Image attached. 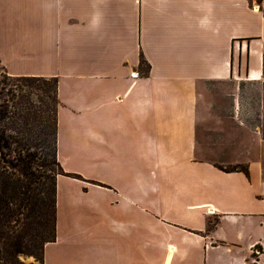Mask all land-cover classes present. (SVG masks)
Segmentation results:
<instances>
[{
    "label": "crops",
    "instance_id": "crops-1",
    "mask_svg": "<svg viewBox=\"0 0 264 264\" xmlns=\"http://www.w3.org/2000/svg\"><path fill=\"white\" fill-rule=\"evenodd\" d=\"M2 72L57 80L70 176L43 264H252L264 250V154L226 157L249 134L264 149L263 123H221L207 90L264 85V0H0Z\"/></svg>",
    "mask_w": 264,
    "mask_h": 264
},
{
    "label": "trees",
    "instance_id": "trees-1",
    "mask_svg": "<svg viewBox=\"0 0 264 264\" xmlns=\"http://www.w3.org/2000/svg\"><path fill=\"white\" fill-rule=\"evenodd\" d=\"M140 73L150 65L142 58ZM57 80L0 74V261L20 255L43 264L46 244L56 240ZM248 173L247 167L225 169ZM208 230L214 227L208 221Z\"/></svg>",
    "mask_w": 264,
    "mask_h": 264
},
{
    "label": "rangeland",
    "instance_id": "rangeland-1",
    "mask_svg": "<svg viewBox=\"0 0 264 264\" xmlns=\"http://www.w3.org/2000/svg\"><path fill=\"white\" fill-rule=\"evenodd\" d=\"M207 90L210 94V100L214 103V113H216L218 117L225 116L227 119V121H222L221 123L232 126L233 128L243 123L246 124L250 130H253L252 128L262 121V126L264 127V104L263 108L261 107L262 103H264V85L246 81L240 83L232 82L209 85L207 86ZM234 94H236L237 97H235ZM233 103L235 104L234 107ZM258 113H260L262 117L259 116ZM201 124L202 126H209V118H206V123L201 122ZM204 132L201 134L203 138L205 137L206 144H208V142L213 144L214 139L210 136L211 134L208 130H204ZM248 136V144H244L243 147L241 146L242 148L240 145L234 147L232 152L228 153L226 157L235 158L237 155L241 154L244 155V157L248 156V159L252 160L256 159L257 156H262L264 154V149L254 144L251 134ZM201 152L203 156L204 149H202ZM205 152L208 158H212L209 154V150H205ZM220 167L224 169H233L242 166L236 163H224ZM215 221V219H211V225L214 224ZM18 261H20L21 264H41L40 255L37 257L20 255ZM0 264H3V262L0 261Z\"/></svg>",
    "mask_w": 264,
    "mask_h": 264
},
{
    "label": "built area",
    "instance_id": "built-area-1",
    "mask_svg": "<svg viewBox=\"0 0 264 264\" xmlns=\"http://www.w3.org/2000/svg\"><path fill=\"white\" fill-rule=\"evenodd\" d=\"M264 256V250L259 246H255L253 249L252 264H261L260 258Z\"/></svg>",
    "mask_w": 264,
    "mask_h": 264
}]
</instances>
